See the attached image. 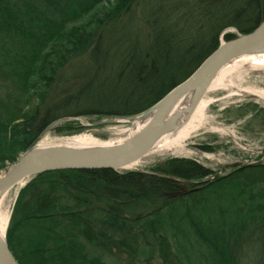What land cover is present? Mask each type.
Here are the masks:
<instances>
[{"label":"trees","instance_id":"trees-1","mask_svg":"<svg viewBox=\"0 0 264 264\" xmlns=\"http://www.w3.org/2000/svg\"><path fill=\"white\" fill-rule=\"evenodd\" d=\"M128 21L144 52L128 50L115 73L95 65L89 86L49 105L65 64L74 58L99 64L114 49L111 35ZM263 21L264 0H0V169L15 164L60 118L144 113L222 39ZM96 79L113 80L98 99L90 94ZM89 94L105 106L58 110ZM255 112L264 118V108ZM73 123L54 130L75 133ZM229 170L172 158L154 172L39 174L19 193L8 246L18 264H115L121 255L130 264H247L241 248L264 244V163Z\"/></svg>","mask_w":264,"mask_h":264},{"label":"rangeland","instance_id":"rangeland-1","mask_svg":"<svg viewBox=\"0 0 264 264\" xmlns=\"http://www.w3.org/2000/svg\"><path fill=\"white\" fill-rule=\"evenodd\" d=\"M95 12L96 11L82 18V21L90 19ZM131 25L132 24L128 21L124 24L123 29H119L111 35V39H113V43L115 44L112 45L114 49L111 50V52L108 53L99 64L89 58L70 59L60 73L61 77L59 79V85H55V87L49 92L47 96V103L49 105H52L53 102L61 103L68 96H76L80 93L82 86H89V79H93V77H89L87 74L90 75L95 71V69H93L96 67L95 65H100V68H102L101 71L105 74H109L108 72L113 71L115 73L118 66L123 65L122 56L128 50L140 49L144 52V49H146L145 45H142V39L137 37L138 34ZM226 32L235 31L228 30ZM122 37L125 38L126 42L121 46H116ZM222 42H225V40L222 39L221 43ZM48 50L50 51L51 48ZM74 65H77V67L74 68ZM102 72L99 74V77H102ZM80 75L83 76L78 79ZM103 80L104 81L96 79L94 81L95 92L90 91L92 92L90 94H93L96 99H98V97L102 94L108 95L110 91L108 87L113 84V80L108 83L105 82V79ZM243 84L244 86L250 85L257 88L264 87V74L252 73L245 78ZM90 94L88 95V99L86 101L85 97L84 100L79 103L73 102L69 105L61 107L58 110H71L73 112H77L78 110L85 108V106L88 105V102L93 103V107L96 108L105 106L104 104H100L101 101L92 102L91 100H93V97ZM203 98L207 100L213 99V102L209 105L206 111V114L210 118L211 122L206 129L196 132L192 138L185 142L183 148L184 152L181 155H173V152H167L163 156L146 155L142 158L139 165L134 167L132 170L154 172L159 164L172 158L197 160L207 168L212 170L214 169L217 172H225L224 167L236 163H243L244 165L260 162L264 163V118L258 117L255 112L264 108V104L250 97L232 95L230 91L223 88L211 91L207 90L202 99ZM188 101H183L184 105L187 103L190 104V101ZM31 108L32 106L27 109V111ZM142 115L143 114H140L135 117L138 118ZM107 118L109 117H103L100 115H85L77 117V120H71L63 123V125L66 124L65 126H69V123L75 122L72 125V127L77 128L75 129V133L68 134L52 130L50 133L41 136L37 145L42 141L54 142L69 137L80 136L84 134L86 130L90 129V127H87L86 125H91ZM110 119L115 120L113 124L106 126V129L111 131L113 129L127 130L131 125L129 122L133 121V119H121V117H110ZM211 128H217L218 131H214ZM93 137L102 141L115 139L113 131L111 135H95ZM126 138L127 137L124 136V139ZM203 147H207L208 149L205 150ZM13 166L14 164L7 162L6 166L3 169H0V178L3 177L4 174L7 173ZM23 187V185L16 186L8 193L10 195L9 209H11V217L17 198ZM18 189L19 192L13 203L12 200L14 198V194ZM241 250L243 251V256H247V264H264V244L261 240H257L256 243H253L248 247H243ZM114 263L130 264L126 255H121L119 258L114 259ZM136 264L148 263L137 262ZM152 264H160V262L155 261Z\"/></svg>","mask_w":264,"mask_h":264},{"label":"water","instance_id":"water-1","mask_svg":"<svg viewBox=\"0 0 264 264\" xmlns=\"http://www.w3.org/2000/svg\"><path fill=\"white\" fill-rule=\"evenodd\" d=\"M237 37L225 41L210 54L196 71L184 82L171 90L163 99L142 113L143 117L152 115L144 129L128 137L116 145H96L91 147L64 144L38 147L37 145L25 152L14 166L0 178V198L8 194L16 186H25L39 174L61 170H132L142 158L149 154L155 141L163 134L175 130L181 125V113L177 106L183 101H190L189 110L184 114L187 120L196 110L203 95L220 71L233 60L244 55L260 52L264 49V21L252 32L236 33ZM181 112V113H180ZM121 119H136L135 116ZM77 120L74 117L60 118L51 123L42 136L50 133L61 124ZM115 122L114 119H103L94 124L86 125L90 129L84 133L91 136L111 135L106 126ZM236 163L224 167L225 170L243 166ZM187 193V186H182ZM0 264H18L11 252L7 238L0 237Z\"/></svg>","mask_w":264,"mask_h":264},{"label":"bare ground","instance_id":"bare-ground-1","mask_svg":"<svg viewBox=\"0 0 264 264\" xmlns=\"http://www.w3.org/2000/svg\"><path fill=\"white\" fill-rule=\"evenodd\" d=\"M252 73L264 74V49L257 53L239 57L231 64L226 65L215 77L208 90L211 91L223 88L230 91L232 95L250 97L264 104V87L257 88L250 85L244 86L243 84L245 78ZM212 102L213 99L207 100L203 98L199 102V105L193 112L192 116L187 120L184 119V114L187 110H189L190 104L187 103L184 105V103H180L177 106V111H183V113L180 112V115H182L180 120L181 125L176 130L175 127L172 129V131L168 132L167 134H163L159 139H157L151 147L148 155L163 156L167 152H173V155H181L184 152L183 148L185 142L192 138L196 132L206 129L209 126L211 120L206 114V111ZM151 118L152 115H148L146 117L141 116L133 119L132 122H129L131 125L127 130L113 129L112 131L115 139H111L109 141H102L84 133L80 136L69 137L54 142L42 141L37 146L47 147L51 145L75 144L91 147L96 145H116L124 142L128 137L139 133L145 128ZM211 129L218 131L217 128ZM124 136L127 138L124 139ZM139 163L133 166V168L137 167ZM18 192L19 189L14 194V198L12 200L13 203ZM9 197L10 195L6 194L0 198V237L3 239L6 237L11 217V209H9Z\"/></svg>","mask_w":264,"mask_h":264}]
</instances>
